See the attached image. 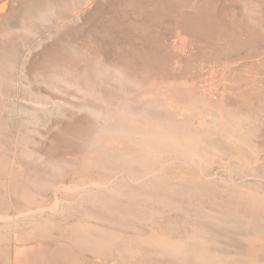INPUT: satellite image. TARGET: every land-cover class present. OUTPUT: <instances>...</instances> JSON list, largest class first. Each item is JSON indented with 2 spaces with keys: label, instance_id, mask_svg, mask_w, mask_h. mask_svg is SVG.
I'll use <instances>...</instances> for the list:
<instances>
[{
  "label": "rangeland",
  "instance_id": "rangeland-1",
  "mask_svg": "<svg viewBox=\"0 0 264 264\" xmlns=\"http://www.w3.org/2000/svg\"><path fill=\"white\" fill-rule=\"evenodd\" d=\"M0 159V264H264V0H0Z\"/></svg>",
  "mask_w": 264,
  "mask_h": 264
},
{
  "label": "bare ground",
  "instance_id": "bare-ground-1",
  "mask_svg": "<svg viewBox=\"0 0 264 264\" xmlns=\"http://www.w3.org/2000/svg\"><path fill=\"white\" fill-rule=\"evenodd\" d=\"M50 53V52H49ZM68 58V57H67ZM106 95V94H105ZM104 95V96H105ZM112 99H113V97H112ZM201 102V101H200ZM91 109V108H90ZM139 112V111H138ZM116 115V114H115ZM236 119V118H235ZM200 124V123H199ZM238 125V124H237ZM99 132V131H98ZM149 137V136H148ZM135 138V137H134ZM158 139V138H157ZM188 140V139H187ZM150 148V147H149ZM155 148H157V146L155 147ZM156 150V149H155ZM150 152L152 151V150H149ZM153 152V151H152ZM10 153V152H9ZM100 153H101V151H100ZM155 153V152H154ZM11 154V153H10ZM167 154V153H166ZM89 157H91V158H89V159H94V156H89ZM3 158V157H2ZM1 158V159H2ZM97 158V157H96ZM101 158V157H100ZM0 159V167H4L3 165V162H2V160ZM87 160H88V158H87ZM187 161V160H186ZM6 162V161H5ZM7 164V163H6ZM14 169V168H13ZM52 174V173H51ZM8 181V180H7ZM30 182V181H29ZM40 182V181H39ZM17 184V183H16ZM33 184H34V182H33ZM40 184V183H39ZM2 186V185H1ZM0 186V187H1ZM80 186V185H79ZM38 187V186H37ZM2 188V187H1ZM4 189V188H3ZM32 189H33V187H32ZM34 189H36V188H34ZM26 190V189H25ZM24 190V191H25ZM28 191H29V189H27ZM26 190V191H27ZM31 190V189H30ZM135 189H133V190H130V191H128V192H121L120 190H119V192L117 191V193H119V194H116L117 195V197L116 198H121V200H122V198L123 199H128L130 202H133V204H135V200H137L140 196L136 193V192H133ZM1 191V190H0ZM23 191V194L24 193H26V192H24ZM33 191V190H32ZM32 191H29V193L30 192H32ZM114 191V190H113ZM113 191H111L112 193H113ZM37 192H39V191H37ZM45 192V191H44ZM15 193H17V192H15ZM40 193V192H39ZM41 194V193H40ZM253 194V193H252ZM44 195V194H43ZM14 196V195H13ZM39 196H41V195H39ZM248 196H251V195H248ZM5 199V198H4ZM38 199V198H37ZM43 199V198H42ZM141 199V198H140ZM246 199V198H245ZM26 200V199H25ZM127 200V201H128ZM262 200V199H261ZM147 201V200H146ZM145 201V202H146ZM243 202H244V200H243ZM150 203V202H149ZM153 203V202H152ZM148 205H151V204H148ZM244 205H245V207H248V206H250L251 208H253L254 210H258V211H260L263 215H264V202H262V201H257V200H253V202H248V199H246V202L244 203ZM27 206V205H26ZM152 207V206H151ZM154 207V206H153ZM90 208V207H89ZM94 208V207H93ZM99 209H101V208H99ZM143 209V208H142ZM146 209L147 210H149L150 208H149V206H147L146 207ZM154 209V208H153ZM28 210V209H27ZM92 210H94V209H92ZM91 210V211H92ZM90 211V212H91ZM98 211V210H97ZM97 211H95L96 213H97ZM101 212H103V211H101ZM138 212V211H137ZM143 212V211H142ZM152 212V211H151ZM96 213H93V211H92V213H90V215L92 216V217H94L95 219H103L102 218V216H104V215H100L101 216V218H100V216L98 215L100 212H98V214H96ZM122 213V212H121ZM114 214V213H113ZM105 216H107V215H105ZM116 216V215H115ZM112 216H110L109 218H111ZM90 218V217H89ZM108 218V219H109ZM116 218V217H115ZM114 218V216H113V218H111V219H114L113 221H115L116 220V224H118V225H116V226H122L124 223H126L125 224V226L126 225H129V223L130 222H132L130 219H129V217L128 216H125V215H123V214H120V213H118L117 214V219H115ZM128 219V222L125 220V219ZM260 218V217H259ZM106 219V218H105ZM104 219V220H105ZM107 219V220H108ZM133 219V218H132ZM103 220V221H104ZM113 221H112V223H113ZM126 221V222H125ZM261 222H262V220H260ZM43 223V222H42ZM90 223V222H89ZM110 223V222H109ZM133 223H135V221L133 222ZM132 224V223H131ZM87 226H89L88 224H87ZM114 226V225H113ZM133 225H131L130 227H132ZM76 227H78V226H76ZM124 227V226H123ZM122 227V228H123ZM128 227V226H127ZM138 227V226H137ZM142 227V226H141ZM121 228V227H120ZM133 228V227H132ZM136 228V227H135ZM145 228V227H144ZM144 228H141V232H143V231H145V233L146 232H148L147 230H145ZM124 229H125V227H124ZM129 229H131V228H129ZM128 229V230H129ZM143 229V230H142ZM110 230V229H109ZM107 231V230H104V229H101V228H99L98 226H89V227H78V228H75V230H74V233L73 234H75L74 236L76 237V241L77 242H79L80 244H83V245H85V246H87V247H91V248H94V250L95 249H99V250H101L102 249V251H103V249H106V250H113V252H117V253H119L121 256H123L124 257V259H126V260H129L130 262L132 261L131 259H132V257L133 256H136V255H138V253L141 251L142 252V250H143V247L148 243V244H155V245H157V246H159V247H161V248H163V249H169V247H171L172 249H175L176 251L178 250V247H176L175 245V247H172L170 244V242H168V240L165 238V237H162V236H159V237H156L157 239H154V238H149V237H147V236H139V235H135L134 234V236H128V235H125V233L123 234L122 232H118V231ZM132 230V229H131ZM136 230V229H135ZM126 231V230H125ZM130 231V230H129ZM151 231V230H150ZM132 232H135V231H132ZM144 233V232H143ZM166 233V232H165ZM127 234V233H126ZM131 234H133V233H131ZM141 234V233H140ZM171 235V234H170ZM169 235V236H170ZM170 243V244H169ZM145 244V245H144ZM150 246H152V245H150ZM147 248V247H146ZM155 248V247H154ZM115 250V251H114ZM144 252V251H143ZM108 253H109V251H108ZM145 253V252H144ZM143 253V254H144ZM149 253H150V251H149ZM110 254H112L111 252H110ZM152 254V253H151ZM142 255V254H141ZM141 255H139V256H141ZM146 255V254H145ZM58 257H60V260H61V256H58ZM133 260H134V258H133ZM125 261V260H124ZM127 262V261H126ZM147 262V261H146Z\"/></svg>",
  "mask_w": 264,
  "mask_h": 264
}]
</instances>
